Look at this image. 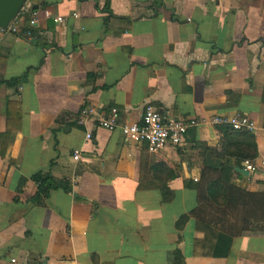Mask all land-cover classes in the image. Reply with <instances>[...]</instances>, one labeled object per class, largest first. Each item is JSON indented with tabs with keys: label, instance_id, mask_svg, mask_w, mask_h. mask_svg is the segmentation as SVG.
<instances>
[{
	"label": "crops",
	"instance_id": "0c3cea01",
	"mask_svg": "<svg viewBox=\"0 0 264 264\" xmlns=\"http://www.w3.org/2000/svg\"><path fill=\"white\" fill-rule=\"evenodd\" d=\"M27 1L31 35L0 43V264H173L176 249L184 264H264V232L235 230L251 214L214 212L198 189L205 147L221 142L211 116L253 119L264 155V0ZM146 103L205 122L152 153L82 112L115 106L137 122ZM236 168L233 186L264 193V168ZM39 171L70 190L34 202ZM230 224L229 252L214 256Z\"/></svg>",
	"mask_w": 264,
	"mask_h": 264
},
{
	"label": "trees",
	"instance_id": "16d2710c",
	"mask_svg": "<svg viewBox=\"0 0 264 264\" xmlns=\"http://www.w3.org/2000/svg\"><path fill=\"white\" fill-rule=\"evenodd\" d=\"M27 72L19 77L8 80V83L25 80ZM218 130L221 134V142L219 147L206 146L207 155H212L210 162L206 163L208 172L202 173L204 180L203 185H198L199 202L207 204L208 207L220 214L226 212L228 207L230 211L237 213H246L241 217V223L235 227L237 234L243 233H259L264 232V193H251L244 189L233 186L231 176L233 174V165L243 167L242 162L246 159H253L257 155V146L255 136L252 132L246 130H234L230 126L220 125ZM234 159L233 165L229 163ZM31 179L37 184L35 195L31 198L34 202L40 203L42 198L47 197L52 190L63 189L70 190L67 181L54 178L49 172H36L31 175ZM163 200L171 198V191L166 187H161ZM200 205L197 211L200 210ZM224 207V208H223ZM187 215L181 216L179 225H183L187 220ZM209 217L205 216V222L209 221ZM215 220V218H213ZM220 222L223 219L220 217ZM217 220L216 222H218ZM212 221V220H210ZM225 222V221H224ZM210 225V224H209ZM231 225V224H230ZM180 227V226H179ZM233 225L228 231L219 232L216 237L214 247V256H226L233 237ZM173 264H184V257L179 249L173 252Z\"/></svg>",
	"mask_w": 264,
	"mask_h": 264
},
{
	"label": "built area",
	"instance_id": "2783aa9c",
	"mask_svg": "<svg viewBox=\"0 0 264 264\" xmlns=\"http://www.w3.org/2000/svg\"><path fill=\"white\" fill-rule=\"evenodd\" d=\"M24 17H28V26H24ZM56 21H60L61 17H57ZM37 21V13L31 7V4L26 0L20 7L17 15L7 24L6 27H0V43L7 33L16 34L21 30L25 35H31V27ZM83 114L87 117H95L94 122L97 127L107 130L120 131L121 136L127 142L144 143L148 151L155 153L167 144L172 146L180 145L187 131L196 127L205 120L198 121L194 118H173L167 117L163 112L153 106L151 103H146L140 120L137 122L123 121L117 107L112 106L103 113L95 111L93 108L84 109ZM212 125H227L234 130H246L253 132L256 129L255 121L242 113H235L231 116L213 115L209 119ZM86 138H91V134L87 133ZM73 158L79 159V150L73 151ZM242 169L248 173H254L260 168H264V155L246 159L242 162Z\"/></svg>",
	"mask_w": 264,
	"mask_h": 264
},
{
	"label": "water",
	"instance_id": "95a60500",
	"mask_svg": "<svg viewBox=\"0 0 264 264\" xmlns=\"http://www.w3.org/2000/svg\"><path fill=\"white\" fill-rule=\"evenodd\" d=\"M26 0H0V27H6L7 24L17 15L20 7ZM239 172L248 175L249 173L242 169L236 168Z\"/></svg>",
	"mask_w": 264,
	"mask_h": 264
}]
</instances>
